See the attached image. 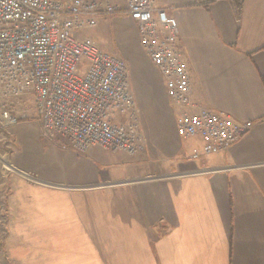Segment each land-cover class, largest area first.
Instances as JSON below:
<instances>
[{"label": "crops", "instance_id": "obj_1", "mask_svg": "<svg viewBox=\"0 0 264 264\" xmlns=\"http://www.w3.org/2000/svg\"><path fill=\"white\" fill-rule=\"evenodd\" d=\"M157 2L178 22L194 102L252 127L193 159L204 142L180 136L186 108L136 25L101 15L85 36L129 64L143 150L81 153L22 98L29 117L0 125V264H264V0Z\"/></svg>", "mask_w": 264, "mask_h": 264}, {"label": "built area", "instance_id": "obj_2", "mask_svg": "<svg viewBox=\"0 0 264 264\" xmlns=\"http://www.w3.org/2000/svg\"><path fill=\"white\" fill-rule=\"evenodd\" d=\"M0 0V125L11 128L32 97L45 135L65 138L81 153L92 148L136 155L143 150L141 115L128 63L85 36L101 15H125L162 76L171 100L186 108L184 138L201 137L193 159L238 143L252 123L193 100L179 26L157 0Z\"/></svg>", "mask_w": 264, "mask_h": 264}, {"label": "rangeland", "instance_id": "obj_3", "mask_svg": "<svg viewBox=\"0 0 264 264\" xmlns=\"http://www.w3.org/2000/svg\"><path fill=\"white\" fill-rule=\"evenodd\" d=\"M123 1V0H122ZM92 31V30H91ZM90 32V31H89ZM103 48V47H102ZM106 50V49H105ZM113 53H115V52H113ZM116 54V53H115ZM118 55V54H117ZM129 65V64H128ZM129 68H130V66H129ZM130 73H132L131 72V68H130ZM29 104H30V107L32 106V104H33V101L30 99V102H29ZM33 108H34V106H33ZM35 111V110H34ZM36 114V113H35ZM16 126V125H15ZM15 126H13V127H11V128H9V130H11V129H13Z\"/></svg>", "mask_w": 264, "mask_h": 264}, {"label": "trees", "instance_id": "obj_4", "mask_svg": "<svg viewBox=\"0 0 264 264\" xmlns=\"http://www.w3.org/2000/svg\"><path fill=\"white\" fill-rule=\"evenodd\" d=\"M237 1H238L239 6H242L243 0H237Z\"/></svg>", "mask_w": 264, "mask_h": 264}, {"label": "bare ground", "instance_id": "obj_5", "mask_svg": "<svg viewBox=\"0 0 264 264\" xmlns=\"http://www.w3.org/2000/svg\"><path fill=\"white\" fill-rule=\"evenodd\" d=\"M5 165H6V163H5Z\"/></svg>", "mask_w": 264, "mask_h": 264}]
</instances>
